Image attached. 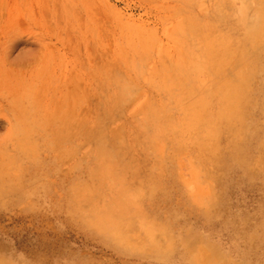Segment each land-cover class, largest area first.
I'll return each mask as SVG.
<instances>
[{"label":"rangeland","instance_id":"rangeland-1","mask_svg":"<svg viewBox=\"0 0 264 264\" xmlns=\"http://www.w3.org/2000/svg\"><path fill=\"white\" fill-rule=\"evenodd\" d=\"M0 264H264V0H0Z\"/></svg>","mask_w":264,"mask_h":264},{"label":"bare ground","instance_id":"bare-ground-1","mask_svg":"<svg viewBox=\"0 0 264 264\" xmlns=\"http://www.w3.org/2000/svg\"><path fill=\"white\" fill-rule=\"evenodd\" d=\"M248 23H249V22H248ZM211 73H212V72H211ZM200 95H201V94H200ZM200 95H199V96H200ZM195 97H196V96H195ZM99 138H100V137H99ZM97 139H98V137H97ZM100 140H101V139H100ZM100 140H99V141H100ZM101 141H102V140H101ZM100 143H101V142H100ZM102 144H103V143H102ZM104 145H105V144H104ZM121 146H122V145H121ZM102 147H103V146H102ZM119 147H120V146H119ZM115 148H116V147H115ZM109 149H110V148H109ZM101 151H102V150H101ZM116 152H118V151H116ZM114 153H115V151H114ZM121 153H122V152H121ZM124 154H125V153H124ZM105 155H106V154H105ZM107 155H108V154H107ZM107 155H106V156H107ZM115 156H116V155H115ZM120 156H123V155H120ZM125 156H127V153H126ZM106 158H107V157H106ZM108 158H109V157H108ZM104 159H105V157H104ZM113 159H114V158H113ZM115 159H116V158H115ZM115 159H114V160H115ZM106 161H108V160H106ZM127 161H128V160H126V163H127ZM108 162H109V161H108ZM103 163H104V162H103ZM124 163H125V162H124ZM106 164H107V163H106ZM119 164H120V163H119ZM125 166H126V165H125ZM132 166L134 167V165H132ZM103 167H104V166H103ZM112 167H113V166H112ZM114 167H115V166H114ZM114 167H113V169H114ZM128 167H129V166H128ZM133 167H132V168H133ZM129 168H130V167H129ZM117 170H118V169H117ZM118 174H119V173H118ZM107 175H109V173H108ZM119 175H120V174H119ZM121 175H122V173H121ZM117 178H118V177H117ZM121 178H122V177H121ZM123 179H124V177H123ZM115 180H116V179H115ZM118 180H119V179H118ZM129 183H130V182H129ZM129 183H128V184H129ZM125 184H126V183H125ZM126 185H127V184H126ZM123 186H124V185H123ZM120 189H121V188H120ZM125 189H126V188H125ZM125 189H124V190H125ZM127 190H128V189H127ZM122 191H123V190H122ZM124 193H126V192H124Z\"/></svg>","mask_w":264,"mask_h":264}]
</instances>
